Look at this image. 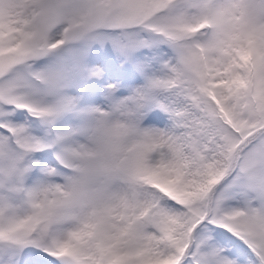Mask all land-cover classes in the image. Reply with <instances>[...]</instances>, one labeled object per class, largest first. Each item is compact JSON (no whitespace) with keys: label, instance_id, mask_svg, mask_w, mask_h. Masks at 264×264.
Segmentation results:
<instances>
[{"label":"snow or ice","instance_id":"snow-or-ice-1","mask_svg":"<svg viewBox=\"0 0 264 264\" xmlns=\"http://www.w3.org/2000/svg\"><path fill=\"white\" fill-rule=\"evenodd\" d=\"M0 264H264V0H0Z\"/></svg>","mask_w":264,"mask_h":264}]
</instances>
